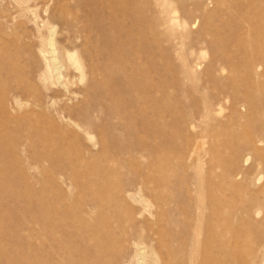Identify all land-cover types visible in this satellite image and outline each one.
<instances>
[{"label": "rangeland", "instance_id": "obj_1", "mask_svg": "<svg viewBox=\"0 0 264 264\" xmlns=\"http://www.w3.org/2000/svg\"><path fill=\"white\" fill-rule=\"evenodd\" d=\"M174 1L0 0V264H178L200 198L264 202V0Z\"/></svg>", "mask_w": 264, "mask_h": 264}, {"label": "bare ground", "instance_id": "obj_2", "mask_svg": "<svg viewBox=\"0 0 264 264\" xmlns=\"http://www.w3.org/2000/svg\"><path fill=\"white\" fill-rule=\"evenodd\" d=\"M179 1L182 2L183 0ZM121 2L127 13L135 14V25H141V20L145 16L142 9H149L152 12L150 19L152 29L159 27V25L170 26L175 20V11L172 9L174 0L168 2L166 0H121ZM221 4L224 5L223 2ZM228 4L233 7L237 6L236 2H229ZM215 16H217V12H214ZM254 23L255 21L252 24ZM136 30L138 33L132 30L129 32L131 39L136 44L146 48L148 42L144 39L143 33L141 32L140 35L138 28ZM134 36L137 39H134ZM52 63L56 65L57 62L53 60ZM252 63L257 64L255 60ZM2 145L3 140L0 138V147ZM246 162H249V158L246 159ZM227 208H232L235 211L228 218L225 216V209ZM209 209L204 199L200 198L196 225L187 233V249L183 242H180L179 259L182 262L178 264H213V262H219L218 258L215 259L210 255L214 254L212 252L214 247L222 250V252L225 250L226 254L233 259L237 258L240 252L243 255L242 264H264V238L255 235L251 228L256 218L261 215L264 216V202L258 198H251L248 204L235 208L233 204L227 205L226 202L217 200L215 205ZM183 254H186L185 260L181 259ZM221 255L223 256V254Z\"/></svg>", "mask_w": 264, "mask_h": 264}]
</instances>
